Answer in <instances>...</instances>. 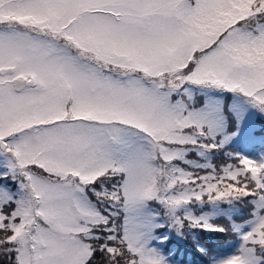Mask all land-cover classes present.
I'll use <instances>...</instances> for the list:
<instances>
[{
	"label": "snow or ice",
	"instance_id": "6c2138e0",
	"mask_svg": "<svg viewBox=\"0 0 264 264\" xmlns=\"http://www.w3.org/2000/svg\"><path fill=\"white\" fill-rule=\"evenodd\" d=\"M0 264H264V0H0Z\"/></svg>",
	"mask_w": 264,
	"mask_h": 264
},
{
	"label": "rangeland",
	"instance_id": "374dc122",
	"mask_svg": "<svg viewBox=\"0 0 264 264\" xmlns=\"http://www.w3.org/2000/svg\"><path fill=\"white\" fill-rule=\"evenodd\" d=\"M219 222L222 223V224H226V223H227L226 220H221V221H219ZM228 243H233V242H228ZM224 247H227V245H225ZM189 259H190V257H189Z\"/></svg>",
	"mask_w": 264,
	"mask_h": 264
},
{
	"label": "trees",
	"instance_id": "16d2710c",
	"mask_svg": "<svg viewBox=\"0 0 264 264\" xmlns=\"http://www.w3.org/2000/svg\"><path fill=\"white\" fill-rule=\"evenodd\" d=\"M232 241H234V240H233V237L229 236V237H228V242H232ZM216 243L219 245V242H216ZM225 245H226V244H225ZM225 245H224V246H225Z\"/></svg>",
	"mask_w": 264,
	"mask_h": 264
}]
</instances>
